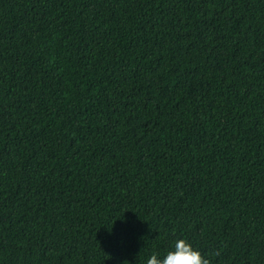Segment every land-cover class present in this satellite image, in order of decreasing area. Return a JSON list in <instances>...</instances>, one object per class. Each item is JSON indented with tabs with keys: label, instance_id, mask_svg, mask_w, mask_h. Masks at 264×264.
Masks as SVG:
<instances>
[{
	"label": "trees",
	"instance_id": "1",
	"mask_svg": "<svg viewBox=\"0 0 264 264\" xmlns=\"http://www.w3.org/2000/svg\"><path fill=\"white\" fill-rule=\"evenodd\" d=\"M177 238L264 264V0H0V264Z\"/></svg>",
	"mask_w": 264,
	"mask_h": 264
},
{
	"label": "clouds",
	"instance_id": "2",
	"mask_svg": "<svg viewBox=\"0 0 264 264\" xmlns=\"http://www.w3.org/2000/svg\"><path fill=\"white\" fill-rule=\"evenodd\" d=\"M210 255H219V253ZM123 264H130V262L125 260ZM146 264H212V262L201 251L194 248L188 239L177 238L163 257L154 252L147 258Z\"/></svg>",
	"mask_w": 264,
	"mask_h": 264
}]
</instances>
